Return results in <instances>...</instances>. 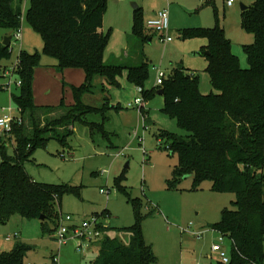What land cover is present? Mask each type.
Instances as JSON below:
<instances>
[{
	"label": "rangeland",
	"instance_id": "1",
	"mask_svg": "<svg viewBox=\"0 0 264 264\" xmlns=\"http://www.w3.org/2000/svg\"><path fill=\"white\" fill-rule=\"evenodd\" d=\"M256 1L235 0V4L228 7L225 0H109L103 21L104 32L108 34L105 61L110 63L124 59L127 48L136 55L145 51L150 60V71L144 89L149 94L144 96L139 86L128 79L126 71L113 80L94 76L95 93L85 95L84 101L99 106L103 98H108L113 107L107 110L106 118L90 114L88 122L75 123V135L69 144L62 146L57 140H50L46 145L37 147L25 164L36 181L72 186L73 190L54 198L46 213L50 218L44 223L51 229L48 234H43V222L39 218L23 220L21 215L16 214L9 221L0 223V252L12 251L14 244L22 240L37 246L25 257L29 264L49 262V256L44 255H50L52 251L46 248L58 251L60 264H89L98 256L104 233L91 241L85 239L87 245L81 249L77 247L81 239L72 231L60 244L56 238L60 217L70 214L74 224H81L83 220L99 216L103 230L110 228V236L119 237L124 244H129L130 233L125 228L137 221L136 209L130 198H138L142 203L139 211L143 216L144 239L152 247L157 264H220L211 248L222 234L212 230L208 224L221 220L222 210L232 207L235 195L212 191L208 180L195 187L192 174L186 175L177 187L167 184V180L172 178V169L178 163V156L169 154L164 144H159L157 135L160 130L177 134L184 132L176 120L163 110L165 99L163 94L158 93L157 73L159 68L169 77L173 67L181 64L196 71L202 92H211L207 60L203 53L208 41L201 36L187 37L185 34L217 25L225 29L232 41L233 52L239 57L241 65L247 68L243 45L253 43L255 37L242 25V6L251 7ZM132 2L143 8L144 21L149 17L146 12L169 7L173 41L165 43L159 34H153L145 26L144 30L152 40H138L132 31ZM25 10L20 28L21 39L16 36L18 29H0V39L13 37L10 55L0 64V116L10 114V107L13 110L11 115L20 113L15 99L19 93V75L11 73V68L23 49L32 53L39 51L42 55L34 73L36 105L55 108L62 102L66 106L73 105V88L86 82L83 68L70 67L59 71L57 60L43 54V39L30 26ZM5 69L6 72H3ZM137 97L143 99V108L149 115L147 125L139 106L128 107ZM93 121L105 131L92 128ZM6 141L9 153L13 154L14 141L7 140L5 129L0 127V143ZM1 160L0 156V164ZM102 189L105 193L101 192ZM198 229L204 231L201 239L193 234ZM16 231L20 232L19 239L6 240ZM221 243L231 256V240L224 237Z\"/></svg>",
	"mask_w": 264,
	"mask_h": 264
},
{
	"label": "trees",
	"instance_id": "2",
	"mask_svg": "<svg viewBox=\"0 0 264 264\" xmlns=\"http://www.w3.org/2000/svg\"><path fill=\"white\" fill-rule=\"evenodd\" d=\"M108 1L0 0V29H19L25 7L27 21L43 39V54L57 60L59 71L81 67L86 73L85 84L73 88V105L62 102L57 108L38 106L33 83L42 55L39 51H20L17 69L20 85L15 99L23 122H15L11 131H5L7 140L14 141L13 154L8 151L7 141L0 143V223L16 214L23 220L44 215L45 219H40L43 234L51 231L44 224L50 218L46 213L56 196L73 187L38 182L25 164L37 147L50 140H57L62 146L69 144L75 135V123L88 122L90 114L106 118L107 110L113 107L108 98H103L99 106L84 101L85 95L95 93V75L113 80L126 71L132 83L143 87L144 96L149 94L144 89L150 71L145 51L136 55L127 48L124 59L113 56L119 61H105L108 34L104 32L103 21ZM143 16L141 7L134 8L132 31L141 42L150 38L144 30ZM242 25L255 37L253 43L243 45L247 68L233 52L232 41L222 26L200 28L185 36H201L208 41L203 53L211 92H202L196 71L181 64L174 66L171 75L158 85L163 90L164 112L184 132L160 130L157 135L159 144H164L169 154L178 156L172 178L167 180L169 187H177L186 175L192 174L195 187L208 180L212 191L235 195L232 207L222 210L221 220L208 224L233 244L230 262L220 264H264V0L244 9ZM4 39H0V64L10 55L13 37L9 45L3 44ZM141 112L147 125L149 115L143 106ZM91 127L102 129L94 121ZM130 199L137 221L125 228L130 233L129 244L110 236V228L103 230L101 226L104 236L98 256L89 264H157V257L142 232L143 216L139 211L142 203L138 198ZM36 248L19 240L12 251L0 252V264H29L25 257Z\"/></svg>",
	"mask_w": 264,
	"mask_h": 264
},
{
	"label": "built area",
	"instance_id": "3",
	"mask_svg": "<svg viewBox=\"0 0 264 264\" xmlns=\"http://www.w3.org/2000/svg\"><path fill=\"white\" fill-rule=\"evenodd\" d=\"M226 4L228 6H232L235 4V0H225ZM145 27L148 30H151L152 32L159 34L161 40H163L165 43H169L173 41V37L170 33V10L169 7L163 8L159 10L154 17H150L145 21ZM17 38H22V29H18V32L16 33ZM156 68V67H155ZM18 69V60L15 65L11 68V73H17ZM6 72V69L3 71ZM10 73V72H9ZM8 74V73H7ZM166 79V72L160 70L158 68L157 73V85L163 84L164 80ZM20 85V81H18V86ZM140 92H143V87H138ZM139 106L140 108L143 106V99L140 97H137L134 102L129 103L128 107H134ZM10 114H6L4 116H0V127H3L5 131L9 132L11 131L13 124L15 122H18L19 124L23 122V118L21 116V113L19 115H11V112L13 111L10 107L8 109ZM144 119V117H143ZM161 143V141L159 140ZM102 193H105V191L102 189ZM103 225V223L100 221V217L96 216L92 219H86L81 222V224H74L73 223V216L68 214L66 216L60 217L57 225L56 230V238L60 242V244L64 243L67 240L68 234L72 231L77 238H80L81 241L78 243V249L83 248L87 245L86 242H84L85 239L87 240H93L101 235H103V232L100 230V227ZM191 226L188 227L190 229ZM213 230V229H212ZM193 234L201 239L203 237L204 231L201 229L195 230ZM19 232L16 231L15 233L10 234L6 240L10 241L14 238L19 237ZM224 236L222 235L218 241H216L212 245V252L217 254L218 261L221 263H229L230 262V256L227 254L226 250L224 249V246L221 242H223ZM210 258H212L210 256ZM37 264H60V259L58 255H55L52 262H41Z\"/></svg>",
	"mask_w": 264,
	"mask_h": 264
},
{
	"label": "crops",
	"instance_id": "4",
	"mask_svg": "<svg viewBox=\"0 0 264 264\" xmlns=\"http://www.w3.org/2000/svg\"><path fill=\"white\" fill-rule=\"evenodd\" d=\"M202 1V0H201ZM226 3V2H225ZM226 6H228L227 4H226ZM233 6V5H232ZM228 7H231V6H228ZM142 10H143V8H142ZM157 12L158 11H156V9L155 10H153L151 13L150 12H146V14L148 13V15H149V17L148 18H150V17H154V16H156V14H157ZM145 13V12H144ZM171 20H173V17L171 18ZM170 32H171V29H170ZM152 40V37H150V41ZM173 170V169H172ZM19 232V231H18ZM20 233V232H19ZM20 237V236H19ZM19 237H17L18 239H19ZM16 238V239H17ZM45 249V248H44ZM47 250H51L52 252H51V254L50 255H44L45 257H48L49 256V258H50V261H51V259H52V256L53 255H55L56 253H58V251H54L53 249H51V248H46ZM49 261V262H50ZM41 262H48V261H41ZM41 262H35V263H31V264H37V263H41Z\"/></svg>",
	"mask_w": 264,
	"mask_h": 264
},
{
	"label": "water",
	"instance_id": "5",
	"mask_svg": "<svg viewBox=\"0 0 264 264\" xmlns=\"http://www.w3.org/2000/svg\"><path fill=\"white\" fill-rule=\"evenodd\" d=\"M132 5H133L134 8H137L138 7V4L136 2H132ZM242 7H243V9H246L245 6H242ZM11 38H12V36H6L5 39H4V41H3V44L4 45H9L10 44V41H11ZM158 93L159 94H163V90H159ZM40 219L41 220H44L45 219V216L44 215H41Z\"/></svg>",
	"mask_w": 264,
	"mask_h": 264
},
{
	"label": "bare ground",
	"instance_id": "6",
	"mask_svg": "<svg viewBox=\"0 0 264 264\" xmlns=\"http://www.w3.org/2000/svg\"><path fill=\"white\" fill-rule=\"evenodd\" d=\"M20 28H21V27H20ZM153 34H156V33L153 32ZM11 39H12V38H11ZM166 78H167V77H166ZM129 108H131V107H129ZM141 108H142V107H141ZM144 123H145V122H144Z\"/></svg>",
	"mask_w": 264,
	"mask_h": 264
}]
</instances>
